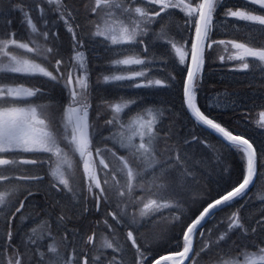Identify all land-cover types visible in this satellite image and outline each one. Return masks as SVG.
I'll return each instance as SVG.
<instances>
[{"label":"snow or ice","instance_id":"obj_1","mask_svg":"<svg viewBox=\"0 0 264 264\" xmlns=\"http://www.w3.org/2000/svg\"><path fill=\"white\" fill-rule=\"evenodd\" d=\"M257 186L264 0H0V264H264Z\"/></svg>","mask_w":264,"mask_h":264},{"label":"trees","instance_id":"obj_2","mask_svg":"<svg viewBox=\"0 0 264 264\" xmlns=\"http://www.w3.org/2000/svg\"><path fill=\"white\" fill-rule=\"evenodd\" d=\"M218 82L221 83V81L219 80L218 74L216 75L215 72L212 75H210V76H208L206 78L205 88H204L205 93L204 94L202 93V95H201V98H200L201 103L205 102V98H210L209 94H208L209 91H207V88H206V83H207V85H215V83H218ZM221 90H223V87H221V85L216 86V88H212L211 91L209 92L210 96H211V93H213L214 91H221ZM247 92L248 91H241V93H247ZM160 95L163 96V97L167 96L166 94H163V93H161ZM259 110H260L259 108H245V109H243V111L249 113L248 116H252V117H257L256 113ZM251 135L253 137H258V135H256V134H251ZM209 139H213V138L210 137ZM197 150L200 151L201 153H204L205 155H208L207 150L203 147V145L197 146ZM255 204H258V203H255ZM252 206L253 205L249 206L250 209L255 210V209L252 208ZM162 254L163 255H167L168 253L165 252V253H162Z\"/></svg>","mask_w":264,"mask_h":264},{"label":"bare ground","instance_id":"obj_3","mask_svg":"<svg viewBox=\"0 0 264 264\" xmlns=\"http://www.w3.org/2000/svg\"><path fill=\"white\" fill-rule=\"evenodd\" d=\"M65 39H67V37L65 36ZM219 83V84H218ZM218 83H215L216 86L218 85H221V87H223V83H228L229 86L233 89H235L240 95H242L243 97H246L247 95H249V90L245 87V81L243 79V77H238L235 81H232L231 79H229L228 81L226 82H218ZM206 88H207V91H211V89L213 88L212 85H207L206 83ZM222 91V90H221ZM241 91H248L247 93H241ZM208 92L209 94V97L212 96V93H211V96H210V93ZM205 93V90L203 91V94ZM161 99H170L169 96H165ZM245 109V108H244ZM248 121H249V124H248V132L250 134H256V135H260V130L258 129V127L254 124V121L258 119V117H252V116H248ZM129 253H130V250H129Z\"/></svg>","mask_w":264,"mask_h":264},{"label":"rangeland","instance_id":"obj_4","mask_svg":"<svg viewBox=\"0 0 264 264\" xmlns=\"http://www.w3.org/2000/svg\"><path fill=\"white\" fill-rule=\"evenodd\" d=\"M15 26L16 27H20V21H19V17H17V19H16V24H15ZM215 74L217 75V73L215 72ZM143 94V93H142ZM242 96V95H241ZM149 98H154V99H161V98H163V96H161V95H158V96H155V97H149ZM170 98V100L178 107L179 106V104H180V98H179V94L178 93H176L175 95H173V96H171V97H169ZM209 98H205V102L208 100ZM245 108H253L251 105H249V106H247V107H245ZM251 195H253V199H254V201L256 202V203H258V204H254L253 206H252V208L253 209H256V208H258V206H259V201H260V199L262 198V197H264V191H262V190H260V188H259V186H257V188L256 189H253V191H252V193H250ZM0 227H2V226H0ZM130 250V253H129V255L131 254V249H129Z\"/></svg>","mask_w":264,"mask_h":264}]
</instances>
